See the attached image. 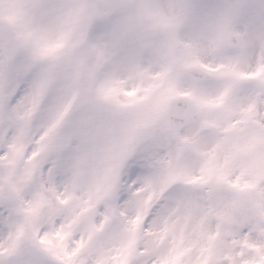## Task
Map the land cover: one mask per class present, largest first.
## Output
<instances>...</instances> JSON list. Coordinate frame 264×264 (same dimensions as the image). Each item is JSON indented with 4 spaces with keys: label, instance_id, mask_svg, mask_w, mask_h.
<instances>
[{
    "label": "snow or ice",
    "instance_id": "1",
    "mask_svg": "<svg viewBox=\"0 0 264 264\" xmlns=\"http://www.w3.org/2000/svg\"><path fill=\"white\" fill-rule=\"evenodd\" d=\"M0 264H264V0H0Z\"/></svg>",
    "mask_w": 264,
    "mask_h": 264
}]
</instances>
